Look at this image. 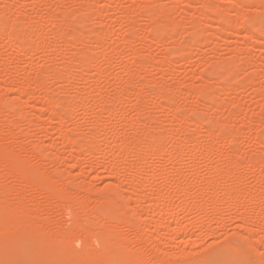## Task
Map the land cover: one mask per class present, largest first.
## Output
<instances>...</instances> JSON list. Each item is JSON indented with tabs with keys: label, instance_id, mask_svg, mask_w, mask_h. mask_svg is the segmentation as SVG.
<instances>
[{
	"label": "rangeland",
	"instance_id": "obj_1",
	"mask_svg": "<svg viewBox=\"0 0 264 264\" xmlns=\"http://www.w3.org/2000/svg\"><path fill=\"white\" fill-rule=\"evenodd\" d=\"M84 1L85 0H0L1 139H3L2 136H5V134L8 133L5 136L8 141L4 137L5 141L0 140V146L4 148L2 145L5 143L6 149H8L7 152L10 151L13 154L15 153L14 156L17 155L28 162V169L34 170L35 168H38V171H40L39 169H42L44 173H48L49 177L51 175L52 178H50L56 183L57 188L65 187L64 189L66 193H69L68 195L71 196V198L74 197L72 198L73 200H79L78 203H74L75 207L73 206V208H75V210L82 201H84L81 203L83 207L80 205V209L78 208L79 211H89L90 206L92 208V206L95 205H99L100 207L98 206L97 208L96 206L95 208L100 210L104 207L103 203L105 202H99L102 204L100 205L98 202L96 204V201H102V199L104 201L105 198V201L113 199L115 203L119 204L116 205L113 203V210L118 216L120 213L122 215H130L134 227L140 232V235H142V256L144 255L145 260L148 262H152V257H155L153 254H156L158 257L155 258L162 261L169 260L173 263L189 264V257L185 256L184 258V256H180L181 251H187L188 248H183L184 245L182 244V239L180 236L177 238L175 236L179 229L178 226L189 224L187 230L191 231H187L185 239H191V242L189 241L192 243V246L190 247L191 249L194 245V241L195 244H197V247L194 245L195 248H193V250H190L189 248L188 252H193L192 254H194V257H201L200 261L211 260L213 256L225 252L232 256L242 254V264L264 263V248L262 243H260V238L264 236L262 234V230L264 229V36L258 31L260 26L264 27V0H236V2L235 0H200V2L199 0H92L91 2L89 0L88 7H86L87 0L85 1V5L83 4ZM201 2L203 3L202 6L200 5ZM91 4L92 6H90ZM206 4L211 6L213 10L205 7ZM89 7L92 9H89ZM34 9L36 11H34ZM167 12L169 14H167ZM153 14H155L154 16H156V18ZM162 14L164 16L166 15L165 17H169L165 18ZM219 14L223 15L225 22L232 24L235 22L234 24H239L238 30L240 27L242 28L238 33L234 32L230 33V35L224 34L223 29L226 25L224 22L218 20L220 19ZM228 14L230 15L228 16ZM151 16L156 20H153ZM160 16L161 18L164 17L165 20L163 18L161 19ZM204 17H206V19H204ZM158 19H161V21ZM167 19L170 22H168ZM32 21L35 23L34 25ZM156 21L157 23L159 22L158 24L160 26H158ZM38 22L41 23L39 24ZM152 24L155 26H152ZM202 24L204 26H201ZM66 25L68 27H66ZM170 25H173V27ZM4 28L7 29L5 30ZM63 33L65 34L63 35ZM22 34H24L23 37L27 36V38L24 37V40H18L19 35L22 36ZM249 35L251 36L250 39ZM256 42H260V44L257 45ZM20 50L21 53L22 51L25 52L23 58L20 55L22 61L20 58V60L18 59L19 55L18 57L16 55L20 53ZM81 60L84 62H80ZM72 64L75 67H73ZM83 68H85V70ZM227 70L229 71L228 73ZM56 71L63 73V78L65 77V80L63 78L60 80V78L56 76ZM231 71L233 72L230 73ZM35 81H37V83ZM40 83L42 85H40ZM206 83H209L210 86L208 84L207 86ZM219 84L221 86H219ZM21 87L22 89L29 88V95L23 94ZM29 90H31V92H29ZM77 92L79 95H77ZM163 96H166L167 98ZM24 102L25 104L23 105ZM72 104H75L76 106H73ZM159 105L166 106L159 108ZM209 105L210 107H208ZM118 106L120 109H118ZM110 107L113 109H109ZM49 109L51 111H48ZM67 110L69 112L68 114ZM103 110L104 112H102ZM52 111H55L61 119H54L52 122L50 121L52 123H50V125L48 121L49 118L51 120L52 117H48V114L51 115ZM16 113L19 114L16 115ZM173 115L176 117L174 118ZM10 117H12V119H10ZM170 117L174 118V120L169 119ZM5 118L6 120H4ZM7 119L10 120V123L8 124ZM12 120L14 125H11ZM98 122H100V126L98 125ZM183 122L187 123L185 124ZM171 127H173L171 130L174 132L170 130ZM39 129L42 131L40 132ZM164 129H166V131ZM44 130L46 133L43 132ZM207 131L209 132V136ZM90 132L95 133L91 134ZM62 133L68 134L72 138L71 140L74 142V146L80 151L76 154L78 156H74L75 158L72 157L75 155L74 153H71L72 148L70 150L69 147L64 148L65 144L61 143L62 139H60V136L64 135ZM146 133L147 135L152 133H158V135L161 134L159 135L160 141L157 140V142H151L153 147L151 144L150 148L145 150L143 147L145 146V143L142 142L147 140V138H145ZM10 134L11 136L14 134L13 137L15 138L13 139L15 141L10 139L12 143H10L8 138ZM129 136L130 138H128ZM122 137L129 143L126 142V147H128V151L129 149H132L130 150L131 154L133 150L135 153L138 151L137 148L133 147L136 145L135 147H140L145 150V153L144 150L142 151L143 153H141L140 148V151H138L145 157L143 156L144 158L139 159L142 157L140 156L137 157V160L136 158L134 160L135 156L133 157L130 155L129 160L130 158L131 160L128 164L130 167H128V171L126 170L124 172L128 173L132 168L133 170L131 169L130 171L131 174H125L122 171L117 172L118 174H110V172L108 173L106 171L107 168L110 171V168L113 169L115 166L117 170L120 168V164H122L120 162L124 158L123 156L122 158L120 157V161L119 157L118 159L117 157L113 160L112 158L109 159V157L113 155L110 151L115 149L118 152V148L121 146L119 140L122 139ZM131 138H133V143L131 142ZM164 139L166 141H164ZM174 139L175 142H173ZM187 140L192 142L189 141L190 143H188ZM120 142L122 141L120 140ZM138 142H141L142 144L140 143L137 146ZM145 142L147 143V141ZM162 142L163 146L161 145V148H163V152H158V155H154L156 154L154 151H156L157 148L159 149L157 146L159 143L162 144ZM1 143L3 144L1 145ZM116 144H119V147H117ZM132 144L133 146H131ZM195 144L199 148L196 147ZM85 146L88 148H86V151H88L87 154L86 152L84 153L85 149H82L85 148ZM90 149L91 152H89ZM32 150L34 153H32ZM35 151L36 153L37 151L43 153V156L41 155V157H39V154L32 156V154H35ZM180 153L182 154L179 156L178 154ZM103 154L104 157L106 156L105 158H103ZM186 154L189 155L187 156ZM69 155L74 160L79 157L77 160L78 162L80 160L82 165L77 162L75 165L71 162L72 160ZM108 155H110L108 157L110 163L106 164L109 162L106 160ZM182 155H184V158H182ZM202 156L204 158H201ZM68 158L71 160V163L68 162ZM170 159L178 160H174L173 162L171 160L168 163V160ZM234 160L237 164H235ZM103 161H106V163ZM136 161L140 165L137 164V166ZM111 162L115 163V165ZM194 162H196L197 165L195 164V167H190ZM72 163L74 164L73 166H71ZM99 164H103V166ZM107 165H110V167ZM135 165L137 167L142 166L140 168L143 169L139 168L137 173L142 171L143 173L145 172V174L143 175V173H139V176V174L136 175V173L135 176H132L137 169ZM233 165H235V167ZM98 166L102 167L98 168ZM231 166L233 167V172L227 175L228 170L226 169H232ZM155 167L159 173L161 170L164 173V169L165 173L166 171L168 172V169L171 172L173 170H177L178 172L180 169V174L182 171L184 174L182 173L183 175H180L181 177L178 175L177 178H175L176 172H173L172 175L174 174L175 176H172L170 171L165 174L167 176L163 175V173H160L161 175H159V173L151 175L150 171H154ZM192 168L194 170L196 169V172ZM213 168L217 171H213ZM102 169L105 170L103 171ZM146 169L149 170V172ZM4 173L8 175L7 171ZM5 174H0V184H2L0 187L5 186L3 188L10 189L11 186L16 184L14 182L15 180ZM108 174H110L112 178ZM129 175L130 177H128ZM131 176L132 178L135 177V182L130 181L132 180ZM67 178L70 179L68 180ZM125 178L126 180L127 178L130 180L125 181ZM15 179L17 182V178ZM8 180L11 181L8 182ZM139 181L143 182L142 185H138ZM187 181L188 184L186 183ZM126 182L127 185H125ZM128 182L132 183L131 186L134 184L135 188L138 186L135 190V193H138L134 195L138 196V194H140L139 196H142L144 200H146L144 201L143 198L140 197V199H142L141 202L144 201L140 204L142 208L144 207L143 209H145L144 211L141 208L139 209L140 211L142 210L141 214L139 213V210H134L138 207L136 200L134 201L135 203L131 202L130 204H127L125 197L127 196V191H129ZM189 182L192 184V187ZM209 182H211L213 186L215 185L213 189L210 188L211 186H209ZM114 184L117 185L118 188H115ZM234 184H239L236 186V189L239 191L237 194H234L233 192V190L235 191V188L233 187ZM9 185L11 186L8 187ZM183 185L187 186H185L187 189H184V192L182 191V187H184ZM176 186L179 188L177 189ZM201 186L206 188L209 186V188L206 189L203 187L202 191V188H200ZM172 188H174L176 192H171V190L174 191ZM232 188L234 189L232 190ZM249 188L253 190V193L247 199V195L245 197V192ZM224 189L230 190L225 191ZM157 190L160 191L157 193ZM179 190L182 193H180ZM237 190L235 192H238ZM224 191L228 193V197L229 194L231 195L234 202L237 200L236 204L233 203L231 197L228 198V201L225 199L227 198V195L224 194ZM26 193L27 195H32V198L26 196L25 198L28 200L25 199V201L23 200L21 202L13 201L14 195H12L11 199L13 200L11 201L14 202L13 206L16 208L12 205L11 206L15 210H17L18 207L19 209L22 208L21 210L35 209L37 214L39 213L42 218H44L43 213L45 211V216L48 214L50 217L49 222H53L51 218H56L58 220H54L56 221V224L53 222L54 225H57L59 219L61 223H65H62L64 226L61 224L64 228L69 225V223L65 221L67 220L65 212V209L67 208L64 207H66L67 203L65 204V202H58V200L47 199L50 204H46L47 200H45L46 198L43 196L33 193L31 190ZM223 194L226 197H224ZM36 196V200L39 202H31V199L33 200ZM136 196H133L135 197L134 199L137 198ZM210 196L215 197L211 198ZM155 198H159L158 200L161 202ZM214 198L217 200V202H215V204L217 203L216 206L212 204L213 200L211 201V199ZM217 198L220 202L224 201V203L218 202ZM93 199H95V201ZM155 201H158L155 204L156 206L161 207L162 205L161 210H163V212L167 211L171 214V216L169 213L168 216L167 214H164L162 217H164L163 219L167 218L164 221L168 220L166 222L168 229L170 228L169 225H171V228L168 230L169 233H172V231L174 232L175 229L177 230L174 232L175 234L173 233L174 236L170 234L172 236L169 235L168 237L167 235L168 238L173 237L174 239L176 238L175 240L179 239L177 242L178 244L174 241L175 245L173 243L170 245H173V247L167 246L164 238V240L160 238L163 241L158 238L160 241H158L159 243L157 242L158 239H153L151 241V239L148 238V230L152 229L153 226L149 228L147 224H145L146 212L151 207L150 204L155 203ZM226 201L227 203H225ZM85 202H87L86 205H83ZM17 203L21 205H18ZM36 204H41L43 206L38 205L39 207H37ZM61 204L65 206H61ZM134 204L137 206L135 207ZM151 205L155 206L153 204ZM85 206H88L89 210L87 208L85 209ZM81 207L84 209H81ZM146 207L148 208L147 210ZM118 208H120V210H118ZM157 208L155 209L157 210ZM49 209L51 210L50 212L52 216L50 215V212L46 213ZM93 209L94 207L91 210ZM156 212L158 213V210ZM157 213L153 216L156 219L159 218ZM239 213L240 215H238ZM241 214L242 217L247 214L248 216H251L252 221H256H253L254 224L252 221L249 224L246 215V221L242 223L237 219L238 217L240 218ZM122 215L120 216L123 217ZM236 215H238V217ZM47 217L48 216L45 218ZM255 217H257V219ZM234 219L240 223L235 222ZM58 224L60 225V223ZM242 224L244 227H242ZM244 224L247 225L245 226ZM113 225H118L117 227L114 226L115 229H120L118 232L122 229H126L127 231L133 230L132 228H125L124 225L120 223H114ZM237 225H239V227L241 226L240 230ZM58 226H54L56 230H64L62 226H60V228ZM176 226L178 228H176ZM49 227H52V229ZM49 227L46 231H48V229L50 232L55 231L51 224ZM243 228H245V230ZM72 229H70V231ZM247 229L249 231H247ZM65 230L64 232L69 231ZM126 230L122 231V234H124L123 232H127ZM130 231L126 234L128 239L125 235L124 236L127 240H131L130 244L133 245L135 244V240L133 241L135 238V231ZM250 233L252 235L254 234L253 236L255 240L258 237V242H256L257 240L255 241L252 236L253 239L251 237V239L248 238ZM31 235L32 233L29 232H8L1 230L0 240L4 242V247L10 254H16L18 253L17 247L22 242V245L26 244L29 245V247L34 246L36 240L31 241L26 239ZM248 239L252 242L254 240L255 242L251 244L250 241L249 244ZM262 240H264V238ZM73 241L74 240H72V242ZM153 241H156L157 243ZM72 242L71 240L69 241L70 246L73 245V250L78 253L80 243L73 242L72 244ZM95 243L96 242H90L88 245L94 247ZM128 243L127 245H129ZM132 245H129L127 248L129 249L130 247L134 249V247L138 246L137 244H135L136 246ZM29 253L30 256L28 255V257H25L24 255H18L15 260L7 258L5 264H20V262L21 264H38L36 259L37 253L31 248ZM199 258H197V260ZM258 259L261 261L260 263H258ZM59 261L60 259L57 260V264H61Z\"/></svg>",
	"mask_w": 264,
	"mask_h": 264
},
{
	"label": "bare ground",
	"instance_id": "obj_2",
	"mask_svg": "<svg viewBox=\"0 0 264 264\" xmlns=\"http://www.w3.org/2000/svg\"><path fill=\"white\" fill-rule=\"evenodd\" d=\"M86 1V0H85ZM84 1V5H85V3H86V7H88L89 6V0H87L86 2ZM92 0H90V2H91ZM167 1H171V0H167ZM187 1V0H186ZM209 1V0H208ZM223 1V0H222ZM96 2V1H95ZM199 2H200V0H199ZM211 2V1H210ZM235 2H236V0H235ZM252 2V1H251ZM93 3V2H92ZM225 3V2H224ZM241 3V2H240ZM200 4V3H199ZM226 4V3H225ZM229 4V3H228ZM150 5V4H149ZM201 6L203 5V3L201 2V4H200ZM90 6H92V4L90 5ZM95 7V6H94ZM205 7H207L208 9H212V7L211 6H208L207 4L205 5ZM222 8H224V7H222ZM221 8V9H222ZM247 8V7H246ZM249 8H250V6H249ZM36 9V8H35ZM34 9V11H36ZM89 9H92L91 7H89ZM235 9V8H234ZM240 9V8H239ZM97 10V9H96ZM213 10V9H212ZM230 10V9H229ZM82 11V10H81ZM80 11V12H81ZM93 11V10H92ZM99 11V10H98ZM225 11V10H224ZM233 12V11H232ZM242 12H244V11H242ZM152 13H154V12H152ZM227 13H228V11H227ZM80 14V13H79ZM86 14V13H85ZM167 14H169L168 12H167ZM205 14V13H204ZM236 14V13H235ZM239 14V13H238ZM152 15V14H151ZM155 14H153V16H154ZM159 15H161V14H159ZM163 15V14H162ZM208 15V14H207ZM230 14H228V16H229ZM259 15V14H258ZM164 16V15H163ZM166 16V15H165ZM164 16V17H165ZM168 16V15H167ZM171 16V15H170ZM240 16V15H239ZM239 16H237V17H239ZM249 16V15H248ZM257 16V15H256ZM128 17V16H127ZM155 18H156V16H154ZM154 17H152L151 16V18L153 19ZM164 17H162L163 19H164ZM169 17V16H168ZM168 17H165V18H168ZM258 17V16H257ZM259 17H260V15H259ZM130 18V17H129ZM128 18V19H129ZM158 18H159V16H158ZM160 18H161V16H160ZM161 18V19H162ZM219 18L220 19H218L220 22H224L225 23V27L224 26H222V27H224V29H223V31H224V34H229L230 35V33H238V31L242 28V27H240V29L238 30V26H239V24H234L235 22H233V24L232 23H227V22H225V18L223 17V15L222 14H219ZM235 18H236V16H235ZM39 19V18H38ZM131 19V18H130ZM161 19H158V20H160L161 21ZM204 19H206V17H204ZM208 19V18H207ZM255 19H256V17H255ZM153 20H156V19H153ZM157 20V21H158ZM165 20V19H164ZM209 20V19H208ZM211 20V19H210ZM235 20V19H234ZM251 20V19H250ZM257 20V19H256ZM263 20V19H262ZM20 21H21V19H20ZM39 21H40V19H39ZM80 21V20H79ZM134 21V20H133ZM157 21H156V23H157ZM167 21H168V19H167ZM205 21V20H204ZM203 21V22H204ZM246 21V20H245ZM249 21V20H248ZM252 21V20H251ZM28 22V21H27ZM33 22V21H32ZM164 22H166V21H164ZM168 22H170V21H168ZM216 22V21H215ZM39 24L41 23V22H38ZM79 23V22H78ZM155 23V22H154ZM155 23V24H156ZM159 23V22H158ZM157 23V24H158ZM211 23H212V21H211ZM217 23V22H216ZM227 23V24H226ZM258 23V22H257ZM16 24V23H15ZM32 24V23H31ZM35 23L33 22V25H34ZM82 24V23H81ZM80 24V25H81ZM156 24V25H157ZM177 24H178V22H177ZM259 24V23H258ZM263 24V23H262ZM12 25V24H11ZM19 25V24H18ZM56 25V24H55ZM154 24H152V26H153ZM174 25V24H173ZM173 25H170V26H172L173 27ZM206 25H207V23H206ZM219 25V24H218ZM236 25H237V27H236ZM23 26V25H22ZM22 26H21V28H22ZM38 26V25H37ZM73 26V25H72ZM155 26V25H154ZM158 26H160L159 24H158ZM196 26H198V25H196ZM195 26V27H196ZM201 26H204L203 24L201 25ZM240 26H242V25H240ZM7 27V26H6ZM12 27V26H11ZM26 27V26H25ZM60 27V26H59ZM65 27V26H64ZM66 27H68L67 25H66ZM70 27V26H69ZM218 27H220V26H218ZM217 27V28H218ZM20 28V27H19ZM167 28V27H166ZM221 28V27H220ZM1 29V28H0ZM5 30L7 29V28H4ZM191 29H193V28H191ZM211 29H212V27H211ZM219 29V28H218ZM222 29V28H221ZM254 29V28H253ZM52 30V29H51ZM65 30V29H64ZM189 30V29H188ZM200 30V29H199ZM243 30V29H242ZM14 31V30H13ZM170 31V30H169ZM246 31V30H245ZM258 31L264 36V27H259V29H258ZM59 32H61V31H59ZM58 32V33H59ZM100 32V31H99ZM198 32V31H197ZM8 33V32H7ZM55 33V32H54ZM102 33V32H101ZM18 34V33H17ZM20 34V33H19ZM65 33H63V35H64ZM97 34V33H96ZM128 34V33H127ZM185 34V33H184ZM213 34V33H212ZM4 35H5V33H4ZM23 35L24 34H22V36H20L19 35V38H18V40L20 39V40H24L25 38L24 37H26L27 38V36H24L23 37ZM30 35V34H29ZM58 35V34H57ZM59 35H60V33H59ZM93 35V34H92ZM100 35V34H99ZM9 36V35H8ZM12 36V35H11ZM98 36V35H97ZM159 36H160V34H159ZM250 36V35H249ZM10 37V36H9ZM13 37V36H12ZM188 37V36H187ZM224 37H225V35H224ZM38 38H39V36H38ZM197 38V37H196ZM251 38V36L249 37V39ZM253 38V37H252ZM41 39V38H40ZM62 39V38H61ZM77 39V38H76ZM101 39V38H100ZM9 40H10V38H9ZM11 40H13V39H11ZM91 40V39H90ZM252 40V39H251ZM7 41H8V39H7ZM35 41V40H34ZM41 41V40H40ZM97 41V40H96ZM126 41V40H125ZM146 41V40H145ZM257 43V42H256ZM15 44H16V42H15ZM189 44V43H188ZM258 44H260V42L259 43H257V45ZM20 46V45H19ZM18 46V47H19ZM182 46V45H181ZM184 46V45H183ZM191 46V45H190ZM190 46H189V48H190ZM182 48V47H181ZM185 48H186V46H185ZM20 49H22V48H20ZM183 49V48H182ZM17 50V49H16ZM264 51V50H263ZM18 52V51H17ZM17 52H15V53H17ZM178 52H180V51H178ZM247 52V51H246ZM251 52V51H250ZM249 52V53H250ZM19 53V52H18ZM24 53L25 52H23L22 51V53H21V50H20V53L19 54H16L17 55V57H18V55H19V57H18V59L20 58V55H21V57L23 58V56H24ZM85 53V52H84ZM174 53V52H173ZM182 53V52H181ZM83 55V54H82ZM87 55V54H86ZM136 55V54H135ZM90 56V55H89ZM245 56V55H244ZM250 56V55H249ZM248 56V57H249ZM92 57V56H91ZM22 58H20L21 59V61H22ZM25 58V57H24ZM19 59V60H20ZM81 59V58H80ZM91 59V58H90ZM248 59V58H247ZM77 61V60H76ZM83 60H81L80 62H82ZM244 61V60H243ZM84 62V61H83ZM4 63V62H3ZM77 63V62H76ZM79 63V62H78ZM87 63H88V61H87ZM93 63V62H92ZM95 63V62H94ZM239 63V62H238ZM69 64V63H68ZM83 64V63H82ZM96 64V63H95ZM110 64V63H109ZM236 64H237V62H236ZM65 65V64H64ZM94 65V64H93ZM228 65H229V63H228ZM241 65V64H240ZM67 66V65H66ZM72 66L73 67H75L73 64H72ZM72 66H71V69H72ZM77 66V65H76ZM78 66H80V65H78ZM221 66V65H220ZM95 67V66H94ZM108 67V66H107ZM225 67V66H224ZM227 67V66H226ZM240 67V66H239ZM86 68V67H85ZM85 68H83L84 70H85ZM106 68V67H105ZM70 69V68H69ZM87 69V68H86ZM219 69H221V68H219ZM243 69V68H242ZM79 70V69H78ZM109 70V69H108ZM213 70V69H212ZM225 70V69H224ZM223 70V71H224ZM232 70V69H231ZM237 70V69H236ZM101 71V70H100ZM106 71V70H105ZM222 71V70H221ZM226 71V70H225ZM57 72V71H56ZM229 71L227 70V73H228ZM233 71H231L230 73H232ZM101 73V72H100ZM107 73V72H106ZM230 73H229V75H230ZM238 73H241V72H238ZM80 74V73H79ZM226 74V73H225ZM131 75H133V74H131ZM213 75V74H212ZM50 76V75H49ZM58 78H60V80H62V78H63V73H61V72H57V75H56ZM235 76V75H234ZM48 77V76H47ZM53 77V76H52ZM221 77H223V76H221ZM65 78V77H64ZM63 78V79H64ZM67 78V77H66ZM77 78H78V76H77ZM31 79V78H30ZM45 79V78H44ZM73 79V78H72ZM71 79V80H72ZM227 79H229V78H227ZM231 79V78H230ZM56 80H57V78H56ZM65 80V79H64ZM76 80V79H75ZM81 80V79H80ZM209 80V79H208ZM201 81H203V80H201ZM29 82H30V80H29ZM33 82V81H32ZM36 83H37V81H35ZM204 82H205V80H204ZM223 82V81H222ZM39 84V83H38ZM209 85V83H206V85ZM28 85V84H27ZM37 85V84H36ZM40 85H42L41 83H40ZM207 85V86H208ZM210 86V85H209ZM219 86H221L220 84H219ZM29 87V86H28ZM35 87V86H34ZM203 87V86H202ZM201 87V88H202ZM39 88H40V86H39ZM38 88V89H39ZM48 88V87H47ZM231 88V87H230ZM21 89H22V87H21ZM28 89L29 88H23L22 89V93L23 94H26V95H29L28 94ZM32 89H34V88H32ZM31 89V90H32ZM79 89V88H78ZM83 89V88H82ZM159 89H161V88H159ZM205 89V88H204ZM215 89V88H214ZM217 89V88H216ZM233 89V88H232ZM31 90H29V92H31ZM65 90H67V89H65ZM158 90V89H157ZM193 90V89H192ZM200 90V89H199ZM35 91V90H34ZM81 91V90H80ZM80 91H78V92H80ZM194 91V90H193ZM192 91V92H193ZM32 92H33V90H32ZM42 92V91H41ZM77 92V93H78ZM189 92V91H188ZM196 92V91H195ZM200 92V91H199ZM210 92V91H209ZM221 92V91H220ZM232 92V91H231ZM63 93V92H62ZM65 93V92H64ZM66 93H67V91H66ZM123 93V92H122ZM190 93V92H189ZM233 93V92H232ZM69 94V93H68ZM172 94V93H171ZM5 95V94H4ZM26 95H24V96H26ZM77 95H79V93L77 94ZM165 95V94H164ZM205 95V94H204ZM203 95V96H204ZM210 95V94H209ZM43 96V95H42ZM162 96V95H161ZM175 96V95H174ZM212 96V95H211ZM27 97H30V96H27ZM71 97V96H70ZM78 97V96H77ZM163 97H165V98H167L166 96H163ZM171 97H172V95H171ZM176 97V96H175ZM1 98V97H0ZM79 98V97H78ZM201 98V97H200ZM4 99H5V97H4ZM169 99H171V98H169ZM203 99V98H202ZM3 100V99H2ZM15 100H16V98H15ZM47 100H48V98H47ZM46 100V101H47ZM60 100V99H59ZM71 100H73V99H71ZM107 100V99H106ZM143 100V99H142ZM141 100V101H142ZM172 100V99H171ZM17 101H18V99H17ZM44 101V100H43ZM42 101V102H43ZM50 101V100H49ZM61 101V100H60ZM68 101V100H67ZM174 101V100H173ZM206 101V100H205ZM25 102H27V101H25ZM25 102L23 103V105L25 104ZM41 102V103H42ZM45 102V101H44ZM43 102V103H44ZM70 102V101H69ZM212 102H214V101H212ZM55 103V102H54ZM59 103V102H58ZM63 103H64V99H63ZM72 103V102H71ZM76 103V102H75ZM140 103V102H139ZM144 103V102H143ZM238 103V102H237ZM45 104V103H44ZM57 104V103H56ZM61 104V103H60ZM98 104V103H97ZM101 104V103H100ZM107 104V103H106ZM212 104V103H211ZM16 105V104H15ZM19 105V104H18ZM51 105V104H50ZM73 106L75 105V104H72ZM71 105V106H72ZM76 106V105H75ZM85 106V105H84ZM96 106H100V105H96ZM116 106V105H115ZM157 106H158V104H157ZM164 106H166V105H164ZM164 106H161V105H159V108H162V107H164ZM203 106V105H202ZM239 106V105H238ZM1 107V106H0ZM19 107V106H18ZM46 107V106H45ZM44 107V108H45ZM68 107H70V106H68ZM82 107V106H81ZM119 107V106H118ZM169 107V106H168ZM205 107H207V106H205ZM208 107H210V105L208 106ZM207 107V108H208ZM12 108V107H11ZM10 108V109H11ZM14 108H16V107H14ZM63 108H64V106H63ZM72 108V107H71ZM79 108H80V106H79ZM104 108V107H103ZM156 108H158V107H156ZM206 108V109H207ZM212 108V107H211ZM219 108V107H218ZM222 108V107H221ZM66 109V108H65ZM68 109H70V108H68ZM109 109H113V108H109ZM118 109H120V107L118 108ZM166 109V108H165ZM171 109V108H170ZM196 109V108H195ZM202 109V108H201ZM18 110V109H17ZM21 110H23V109H21ZM82 110H83V108H82ZM86 110V109H85ZM108 110V109H107ZM192 110V109H191ZM221 110V109H220ZM1 111V110H0ZM19 111V110H18ZM18 111H15V112H18ZM47 111V110H46ZM48 111H51L50 109L48 110ZM69 111H71V110H69ZM84 111V110H83ZM106 111V110H105ZM109 111V110H108ZM115 111V110H114ZM156 111V110H155ZM199 111V110H198ZM218 111V110H217ZM3 112V111H2ZM1 112V113H2ZM14 112V113H15ZM21 112V111H20ZM26 112V111H25ZM102 112H104V110L102 111ZM30 113H31V111H30ZM48 113H50V112H48ZM69 112H68V110H67V114H68ZM98 113V112H97ZM101 113V112H100ZM112 113V112H111ZM115 113V112H114ZM263 113H264V111H263ZM17 114H19V113H16V115ZM70 114H71V112H70ZM82 114H84V113H82ZM174 114V113H173ZM195 114V113H194ZM1 115V114H0ZM6 115V114H5ZM15 115V114H14ZM13 115V116H14ZM32 115V114H31ZM49 116L48 117H52L51 118V120H50V118H49V124L55 119V120H58V119H61L60 118V116L55 112V111H52L51 112V115L50 114H48ZM174 115H176V114H174ZM173 115V116H174ZM6 116H8V115H6ZM5 116V117H6ZM19 116V115H18ZM26 116V115H25ZM43 116V115H42ZM98 116V115H97ZM113 116V115H112ZM153 116V115H152ZM172 116V117H173ZM16 117V116H15ZM22 117V116H21ZM47 117V118H48ZM176 116H174V118H175ZM188 117V116H187ZM23 118V117H22ZM103 118V117H102ZM108 118V117H107ZM136 118V117H135ZM174 118H169V119H173L174 120ZM10 119H12V117H10ZM32 119V118H31ZM31 119H30V122H31ZM70 119H71V117H70ZM69 119V120H70ZM96 119V118H95ZM126 119V118H125ZM137 119V118H136ZM153 119V118H152ZM179 119H180V117H179ZM188 119V118H187ZM216 119V118H215ZM4 120H6V118L4 119ZM8 120V119H7ZM15 120V119H14ZM66 120V119H65ZM68 120V121H69ZM97 120V119H96ZM100 120V119H99ZM173 120H172V122H173ZM185 120V119H184ZM51 121V122H50ZM61 121H63V120H61ZM104 121V120H103ZM139 121V120H138ZM140 121H142V120H140ZM191 121H193V120H191ZM190 121V122H191ZM217 121V120H216ZM219 121V120H218ZM222 121V120H221ZM6 122V121H5ZM15 122V121H14ZM47 122V123H48ZM71 122V121H70ZM167 122V121H166ZM4 123V122H3ZM8 123H10V120H8L7 121V124ZM54 123H55V121H54ZM99 123L100 122H98V125H99ZM183 123H187V122H183ZM217 123V122H216ZM222 123V122H221ZM245 123V122H244ZM14 125V123H13V120H12V122H11V125ZM27 124H28V122H27ZM26 124V125H27ZM48 124V125H49ZM52 124V123H51ZM50 124V125H51ZM75 124V123H74ZM97 124V123H96ZM215 124V123H214ZM218 124V123H217ZM216 124V125H217ZM17 125V124H16ZM43 125H44V123H43ZM49 125V126H50ZM71 125V124H70ZM170 125V124H169ZM188 125V124H187ZM193 125V124H192ZM89 126V125H88ZM97 126V125H96ZM100 126V125H99ZM114 126V125H113ZM159 126V125H158ZM162 126H163V124H162ZM162 126H161V128H162ZM172 126V125H171ZM222 126V125H221ZM35 127V126H34ZM53 127V126H52ZM104 127V126H103ZM200 127V126H199ZM13 128V127H12ZM15 128V127H14ZM18 128V127H17ZM40 128V127H39ZM102 128V127H101ZM150 128V127H149ZM153 128V127H152ZM173 127H171L170 128V130L172 129ZM202 128V127H201ZM213 128V127H212ZM37 129V128H36ZM42 129V128H41ZM77 129V128H76ZM100 129V128H99ZM167 129V128H166ZM166 129H164L165 131H166ZM40 130V129H39ZM69 130V129H68ZM105 130V129H104ZM169 130V129H168ZM167 130V131H168ZM175 130V129H174ZM178 130V129H177ZM207 130V129H206ZM206 130H204V131H206ZM42 130H40V132H41ZM97 131V130H96ZM98 131H100V130H98ZM103 131V130H102ZM108 131V130H107ZM110 131V130H109ZM146 131V130H145ZM160 131V130H159ZM172 132H174L173 130H171ZM195 131V130H194ZM13 132V131H12ZM43 132H45V130L43 131ZM136 132V131H135ZM169 132V131H168ZM208 132V131H207ZM46 133V132H45ZM49 133V132H48ZM64 133H65V131H64ZM64 133H62V134H64ZM91 133V132H90ZM92 133H95V132H92ZM91 133V134H92ZM106 133V132H105ZM124 133V132H123ZM122 133V134H123ZM132 133V132H131ZM171 133V132H170ZM1 134V133H0ZM8 134V133H7ZM7 134H5V136L7 135ZM78 134V133H77ZM126 134V133H125ZM135 134V133H134ZM161 134V133H160ZM159 134V135H160ZM166 134H167V132H166ZM172 134V133H171ZM178 134V133H177ZM2 135V134H1ZM81 135H83V134H81ZM95 135V134H94ZM159 135H158V133H152V134H148L147 135V133H146V137L145 138H147V140H145V141H147V143L144 141V142H142V143H145V146L146 145H148L147 147H145V146H143L144 147V149L146 150L147 148L149 149L150 148V146H151V144L153 143V142H157V140L158 141H160L159 140ZM222 135V134H221ZM5 136H2L3 137V139H1V136H0V140L1 141H5ZM10 136V137H9ZM8 136V138H9V141H10V143H12L11 142V140L10 139H15L13 136H14V134H13V136H11V134ZM50 136V135H49ZM80 136V135H79ZM79 136H76V137H79ZM84 136H85V134H84ZM110 136V135H109ZM138 136V135H137ZM147 136H149V137H147ZM163 136V135H162ZM208 136H209V132H208ZM213 136V135H212ZM225 136V135H224ZM228 136V135H227ZM261 136V135H260ZM5 137V138H4ZM62 137V138H61ZM87 137V136H86ZM139 137V136H138ZM175 137V136H174ZM222 137V136H221ZM42 138L44 139V137L42 136ZM58 138V137H57ZM84 138V137H83ZM93 138V137H92ZM102 138V137H101ZM101 138H99V139H101ZM121 138V137H120ZM125 138H126V136H125ZM128 138H130V136L128 137ZM141 138V137H140ZM164 138V137H163ZM170 138V137H169ZM173 138V137H172ZM178 138V137H177ZM184 138V137H183ZM196 138V137H195ZM211 138V137H210ZM46 139V138H45ZM53 139V138H52ZM60 139H62V141H61V143H63V144H65V146H64V148H68L69 147V150L71 149V153H74L75 155H73L72 157H74V156H78V155H76L77 154V152H80V151H78L77 149L78 148H76L75 146H74V142L71 140L72 138L68 135V134H64V135H61L60 136ZM97 139V138H96ZM133 138H131V140H132ZM142 139V138H141ZM166 139H167V137H166ZM171 139V138H170ZM176 139V138H175ZM175 139L173 140V142H175ZM188 139V138H187ZM197 139V138H196ZM220 139H222V138H220ZM6 140H7V138H6ZM57 140V139H56ZM88 140V139H87ZM86 140V141H87ZM105 140V139H104ZM112 140V139H111ZM122 142H124L125 141V139L122 137V139H120ZM120 140H119V144L121 145L120 147H119V144L117 145V147H119L118 148V152L115 150V149H113L112 151H110V150H108V151H110L111 153H113V155L112 156H110L111 155V153H110V155H108L107 156V159L106 160H108L107 162L108 163H106V161L104 162V163H106V164H109L110 163V158H112V160L115 158V157H117V159H118V157H119V161L121 160V158H122V156L124 157L123 159H122V161L120 162V163H122V164H120L121 166H120V168H118L117 170H116V168H115V166H114V168L113 169H111L110 168V171H109V169L107 168V172L109 173L110 172V174H118L117 172H120V171H122L123 173H125L124 171H126L127 169H128V167H130V165L128 166V164H129V161L131 160V158H130V160H129V157H130V155H132L133 157H134V160H135V158H136V160H137V157H140V156H142V157H140L139 159H142V158H144L145 156L143 155V154H141V153H143L142 151L144 150L143 148L141 149L140 147H135V146H133V144L131 145V146H133L134 148H137L138 149V151H140V149H141V153L140 152H138V151H136V153H135V151L133 150L132 151V154H131V152H130V150H132V149H129V151H128V147H126V145H127V141H125L123 144H121L122 142H120ZM129 140V139H128ZM130 140V141H131ZM210 140H212V139H210ZM227 140H228V138H227ZM8 141V140H7ZM13 141H15V140H13ZM97 141V140H96ZM164 141H166L165 139H164ZM188 141V140H187ZM190 141V140H189ZM188 141V143H190V142H192V141H190L189 142ZM197 141V140H196ZM199 141V140H198ZM208 141V140H207ZM215 141H217V140H215ZM234 141V140H233ZM83 142V141H82ZM127 142V143H126ZM132 143H133V140L131 141ZM135 142V141H134ZM141 142H138L137 143V146H138V144H140ZM148 142H150V143H148ZM152 142V143H151ZM172 142V141H171ZM179 142V141H178ZM200 142V141H199ZM55 143H58V142H55ZM109 143H110V141H109ZM141 143V144H142ZM169 143V142H168ZM177 143V142H176ZM196 143V142H195ZM202 143V142H201ZM207 143V142H206ZM3 143H1V145H2ZM81 144V143H80ZM79 144V145H80ZM129 144V143H128ZM158 144V143H157ZM165 144V143H164ZM167 144V143H166ZM84 145V144H83ZM87 145H89V144H87ZM163 146V142H162V144H160L159 143V145L157 146V147H159V149L157 148L156 149V151H154L156 154H154V155H158L157 153L158 152H163L162 150H163V148H161L162 146ZM171 145V144H170ZM185 145H186V142H185ZM184 145V146H185ZM192 145H193V143H192ZM196 145V144H195ZM4 148H2L1 146H0V172L1 173H3V175L5 174L4 172L5 171H7V174L8 175H6V176H9L10 178L12 177L15 181V183L16 184H14L13 186H16V187H13V186H11V185H9L8 187H10L11 186V188L9 189V188H3V187H5V186H1L0 187V228H1V230H4V231H8V232H29V233H32V235L29 237V238H26L27 240H36V242H35V244H34V246L33 247H29V245H26V244H23L22 245V243H20L19 245H18V247H17V250H18V253H16V254H10L8 251H7V249L4 247L5 246V244H4V242L2 241V240H0V264H5V262H6V259L7 258H12V259H16L17 257H18V255H24L25 257L27 256L28 257V255L30 254L29 253V250H30V248L31 249H33V251H35V253H37L36 255H37V263L38 264H57L58 262H57V260H59L60 259V263L61 264H179V263H173V262H170L169 260H167V261H162V260H160V259H158V258H155V257H158V256H156V254H153V256H155V257H152V262H148V261H146L145 260V258H144V255L142 256V254H143V249H142V247H143V243H142V235H140V232H138V230L134 227V225H133V223H132V220H131V216L130 215H122L121 213L119 214V216L120 215H122L123 217H119L118 216V214L113 210V203H115V201L113 200V199H108V200H106L105 201V199H104V201H103V199H102V201H96L95 203L97 204V202H98V204H100L101 202L103 203V202H105V203H103L104 204V207L102 208V209H97L98 208V206L97 205H95V206H92V208L94 207V211L93 210H91L92 208H91V206H90V210L88 209V206H89V204H88V206L86 207H84L85 209L87 208L89 211H79V209H80V205L82 206V202H84V201H82L81 203H80V205L78 206V211H77V209L75 210V208H73V206L75 207V205H74V203L76 204V203H78L79 202V200H77V199H75V200H73L72 198H74V197H72L71 198V196H69L67 193H66V191H65V187L64 188H57V186H56V183L53 181V179H51L52 178V176L50 175V177H49V175H48V173L46 172V173H44V171H42V169H39L40 171H38V168H35L34 170L33 169H28L27 168V164H28V162H26L23 158H21V157H19V156H14L15 155V153L13 154L12 152H7V150L8 149H6V146H5V143H4V145H2ZM81 146V145H80ZM139 146H141V145H139ZM155 146V145H154ZM179 146V145H178ZM191 146V145H190ZM74 147H75V149H74ZM130 147V146H129ZM132 147V148H133ZM152 147H153V144H152ZM195 147V146H194ZM196 147H198L197 145H196ZM202 147H203V145H202ZM38 148V147H37ZM86 146H85V148H82L83 150L85 149V151H84V153L86 152V154L88 153V151H86ZM133 148V149H134ZM140 148V149H139ZM166 148H168V147H166ZM175 148V147H174ZM199 148V147H198ZM88 149V148H87ZM112 149V148H111ZM136 149V150H137ZM154 149V148H153ZM171 149V148H170ZM189 149V148H188ZM192 149V148H191ZM194 149V148H193ZM196 149V148H195ZM208 149V148H207ZM79 150H80V148H79ZM145 150H144V153H145ZM197 150V149H196ZM116 151V152H115ZM152 151V150H151ZM168 151V150H167ZM173 151V150H172ZM178 151H179V149H178ZM191 151H193V150H191ZM195 151V150H194ZM43 152H45V151H43ZM66 152V151H65ZM83 152V151H82ZM89 152H91V149L89 150ZM128 152H130V153H128ZM149 152V151H148ZM187 152V151H186ZM197 152V151H196ZM32 153H34L33 152V150H32ZM61 153V152H60ZM59 153V154H60ZM109 153V152H108ZM107 153V154H108ZM160 153H159V157H160ZM167 153V152H166ZM185 153V152H184ZM189 153V152H188ZM201 153V152H200ZM36 154H39V157H41V155L43 156V153H41V152H39V151H37V153H36V151H35V154H32V156L33 155H36ZM79 154V153H78ZM107 154H105V155H107ZM116 154V155H115ZM149 154V153H148ZM153 154V153H152ZM182 153H180V154H178L179 156L181 155ZM193 154V153H192ZM203 154V153H202ZM56 155V154H55ZM71 155V154H70ZM69 155V156H70ZM121 155V156H120ZM162 155V154H161ZM187 155V154H186ZM189 155V154H188ZM187 155V156H188ZM194 155V154H193ZM192 155V156H193ZM197 155V154H196ZM195 155V156H196ZM199 155V154H198ZM234 155V154H233ZM59 156V155H58ZM89 156V155H88ZM110 156V157H109ZM144 156V157H143ZM147 156V155H146ZM184 155H182V158H184L183 157ZM191 156V157H192ZM35 157V156H34ZM71 156H70V159L72 160H69V158H68V162H73L74 164L77 162L78 164H81L82 165V163H80L81 161L79 160V162H78V158L77 159H73ZM93 157V156H92ZM106 157V156H105ZM104 157V154H103V158H105ZM108 157H109V159H108ZM121 157V158H120ZM133 157H132V159H133ZM158 157V156H157ZM158 157V158H159ZM177 157V156H176ZM198 157V156H197ZM56 158V157H55ZM75 158V157H74ZM90 158V157H89ZM178 158V157H177ZM193 158V157H192ZM196 158V157H195ZM194 158V159H195ZM200 158V157H199ZM201 158H204L203 156L201 157ZM23 159V160H22ZM41 159V158H40ZM88 159V158H87ZM116 159V160H117ZM168 159V158H167ZM193 159V160H194ZM244 159V158H243ZM27 160V159H26ZM75 162H74V161ZM111 160V161H112ZM172 160V162L174 161V160H176V159H170V160H168V163H169V161H171ZM178 160V159H177ZM176 160V161H177ZM181 160H183V159H181ZM248 160V159H247ZM141 161V160H140ZM146 161V160H145ZM198 161H199V159H198ZM70 162V163H71ZM101 162V161H100ZM132 162V161H131ZM134 162V161H133ZM137 162V161H136ZM157 162V161H156ZM179 162V161H178ZM234 162H235V164H237L236 163V161L234 160ZM233 162V163H234ZM30 163V162H29ZM67 163V162H66ZM71 164V166H73L74 164ZM112 163V162H111ZM141 163V162H140ZM200 163V162H199ZM198 163V164H199ZM232 163V162H231ZM239 163V162H238ZM250 163V162H249ZM69 164V163H68ZM78 164H77V166H78ZM112 164H114L115 165V163H112ZM140 165L138 162L136 163V165ZM171 164V163H170ZM175 164H178V163H175ZM195 164L197 165V163L196 162H194L190 167H195ZM206 164V163H205ZM204 164V165H205ZM222 164V163H221ZM76 165V164H75ZM81 165H79V166H81ZM91 165V164H90ZM99 165H102L103 166V164H99ZM135 165V167H137ZM186 165V164H185ZM207 165V164H206ZM209 165V164H208ZM228 165V164H227ZM230 165V164H229ZM34 166V165H33ZM36 166V165H35ZM39 166V165H38ZM102 166H98V168L100 167H102ZM108 166V165H107ZM107 166H105V167H107ZM119 166V165H118ZM152 166V165H151ZM159 166V165H158ZM172 166H174V165H172ZM221 166V165H220ZM234 167H235V165H233ZM252 166V165H251ZM97 167V166H96ZM108 167H110V165L108 166ZM111 167H113V166H111ZM140 167H142V166H139V167H137V169H136V172H135V170H134V174H132V176H135V174L137 173V171H138V169L140 168ZM149 167H150V165H149ZM170 167V166H169ZM168 167V168H169ZM188 167V166H187ZM213 167V166H212ZM232 167V166H231ZM257 167V166H256ZM84 168V167H83ZM97 168V169H98ZM104 168V167H103ZM167 168V167H166ZM206 168V167H205ZM211 168V167H210ZM210 168H209V170H210ZM227 168V167H226ZM229 168V167H228ZM90 169V168H89ZM115 169V170H114ZM130 169V168H129ZM132 169V168H131ZM131 169L129 170V172L127 173V174H131ZM140 169H142V168H140ZM149 169V168H148ZM152 169V168H151ZM150 169V170H151ZM153 169H154V167H153ZM171 169V168H170ZM178 169H179V167H178ZM191 169V168H190ZM193 169V168H192ZM199 169H200V167H199ZM224 169V168H223ZM64 170V169H63ZM84 170V169H83ZM103 170V169H102ZM105 170V169H104ZM103 170V171H104ZM133 170V169H132ZM143 170V169H142ZM147 170V169H146ZM155 170H156V167H155ZM150 171L151 173V175L153 174V175H156V174H158L159 173V171ZM161 170V169H160ZM180 170V169H179ZM179 170H178V172H177V170H173L172 172L168 169V172L170 171L171 173V175H172V173L174 172H176L175 173V178H177V176L179 175H183L184 173H183V171H182V173L180 174V172H181V170H180V172H179ZM194 170V169H193ZM214 170H216V169H214L213 168V171ZM220 170H221V168H220ZM226 170H228L227 172H228V174L227 175H229V173H232L233 172V167H232V169L230 168V169H226ZM234 170H236V169H234ZM3 171V172H2ZM103 171H99V172H103ZM128 171V170H127ZM140 171V170H139ZM148 172H149V170H147ZM195 172H196V169L194 170ZM203 171V170H202ZM217 171V170H216ZM215 171V172H216ZM222 171V170H221ZM224 172H226L225 170H223ZM106 172V173H107ZM153 172V173H152ZM167 171H166V173H168ZM261 172V171H260ZM0 173V174H1ZM81 173H83V172H81ZM122 173V174H123ZM125 173V174H126ZM139 173H143L142 171H140ZM139 173H137L136 175H138ZM161 174L163 173L162 172V170H161V172H160ZM159 173V175H161ZM165 173V169H164V173H163V175H165L166 174ZM236 173V172H235ZM241 173V172H240ZM100 174V173H99ZM110 174H108V175H110ZM145 174V172L143 173V175ZM147 174V173H146ZM192 174H193V172H192ZM201 174V173H200ZM213 174V173H212ZM219 174V173H218ZM142 175V174H141ZM158 175V176H159ZM162 175V176H163ZM169 175V174H168ZM172 175V176H173ZM226 175V174H225ZM74 176V175H73ZM120 176V175H119ZM132 176H131V179L132 180H130V179H128L127 178V180H126V178L124 179L125 181H128V180H130L131 182L133 181V182H135V177L134 178H132ZM139 176H140V174H139ZM165 176H167V175H165ZM164 176V177H165ZM214 176V175H213ZM234 176V175H233ZM110 177L112 178V176L110 175ZM128 177H130V175L128 176ZM181 177V176H180ZM6 178H8V177H6ZM15 178H17V182H16V179ZM98 178V177H97ZM68 180L70 179V178H67ZM71 179H73V178H71ZM195 179V178H194ZM239 179V178H238ZM63 180H64V178H63ZM11 180H8V182H10ZM13 181V180H12ZM56 181V180H55ZM74 181V180H73ZM59 182V181H58ZM70 182V181H69ZM68 182V183H69ZM142 183L143 182H141V181H139L138 182V185H142ZM187 184H188V181L186 182ZM192 183V182H191ZM237 183V182H236ZM238 183H239V180H238ZM5 184V183H4ZM7 184V183H6ZM10 184V183H9ZM131 184L132 183H129L128 182V189H129V191H127V196L125 197L126 198V200H127V204H130L131 202H133V203H135L134 201L136 200V204L138 205V209L137 208H135L134 210H139L140 208L141 209H143L142 208V206H141V204L140 203H142V202H144V201H146V200H144V198L142 197V196H139L140 194H138V196H136V195H134V194H137V193H135V190H136V188L138 187V186H136V188H135V186H134V184L131 186ZM137 184V183H136ZM135 184V185H136ZM185 184V183H184ZM189 184H190V182H189ZM209 184V186H211L210 188L211 189H213V187L215 186H213V184L211 183V182H209L208 183ZM211 184V185H210ZM0 185H2V184H0ZM125 185H127V182H126V184ZM193 185H195V184H193ZM237 185H239V184H237ZM236 184H234V188H235V191L237 190L236 188V186H237ZM83 186V185H82ZM81 186V187H82ZM114 186H115V188L117 187V185H115L114 184ZM184 187H182V191L184 190V189H187L186 187V185H183ZM186 186V187H185ZM190 186L192 187V184H190ZM209 186H207V188H209ZM7 187V186H6ZM13 187V188H12ZM113 187V186H112ZM120 187V186H119ZM140 187V186H139ZM162 187V186H161ZM177 187V189L179 188L178 186H176ZM189 187V186H188ZM203 187L204 186H201L200 188H202V191H203ZM239 187V186H238ZM111 188V187H110ZM118 188V187H117ZM121 188V187H120ZM124 188H126V187H124ZM123 188V189H124ZM204 188H206V187H204ZM206 188V189H207ZM234 188H232V190L234 189ZM83 189V188H82ZM164 189V188H163ZM174 191H172L171 190V192H176L175 191V189L174 188H172ZM29 190H31V191H33V193H37V194H39L40 196H43L44 198H46L45 200H50V199H54V200H58V202H65V204L67 203V205H66V207H64V208H67V209H65V212H66V216H67V220H65V219H61V220H65L66 222H68L69 223V225L67 226L68 228H70V229H72L71 231H70V229H68L67 227L66 228H64L63 226H64V222H62V223H64V224H62L61 223V221H60V219H59V222L58 223H60V225L57 223V225H54V224H56V221H54V220H57L56 218L55 219H53V218H51L52 219V221L54 222V224H53V222L51 223V222H49V215L47 214L46 216H48L47 218H45L46 216H45V211H44V213H43V216H44V218H42V217H40L41 215H39V213L37 214V212H36V210L34 209V210H21L22 208H20L19 209V207L17 208V210H15L13 207H15V206H13V204H14V202H12L11 200H13V201H16V202H21V201H25V199H27V198H25L26 196L28 197V196H30V194L29 195H27V191H29ZM118 190V189H117ZM121 190V189H120ZM223 190V189H222ZM225 190V189H224ZM228 191L230 190V189H227ZM227 190H225V191H227ZM125 191V190H124ZM160 191V190H159ZM158 190H157V193L159 192ZM180 191V190H179ZM185 191V190H184ZM183 191V192H184ZM210 191V190H209ZM211 191H213V190H211ZM224 191V194H226L227 195V198H225V199H227V201H228V198L229 197H231V195L229 194V197H228V193H226ZM234 190H233V192H234V194L236 193H239V191L238 192H235ZM69 192V191H68ZM88 192V191H87ZM117 192V191H116ZM206 192H207V190H206ZM28 193H30V192H28ZM32 193V192H31ZM140 193V192H139ZM143 193V192H142ZM170 193V192H169ZM179 193V192H178ZM180 193H182L181 191H180ZM199 193V192H198ZM252 193H253V190H251L250 188L249 189H247L246 190V192H245V197H246V195H247V199H248V197H250L251 195H252ZM36 194V195H37ZM42 194V195H41ZM123 194V193H122ZM155 194H156V192H155ZM173 194H175V193H173ZM208 194V193H207ZM224 194H223V196H224ZM12 195H14L13 196V199H11V197H12ZM45 195V196H44ZM167 195V194H166ZM172 195V194H171ZM186 195V194H185ZM197 195V194H196ZM204 195V194H203ZM216 195V194H215ZM38 196V195H37ZM37 196L32 200L31 199V202L33 201H35V202H39V201H37L36 199H37ZM75 196V195H74ZM133 196H136L137 198L136 199H134L135 197H133ZM151 196V195H150ZM156 196H158V195H156ZM207 196V195H206ZM222 196V197H223ZM31 198H32V195L30 196ZM43 197H41V198H43ZM90 197V196H89ZM140 197H142L143 198V200L144 201H142L141 202V200L142 199H140ZM145 197V196H144ZM196 197H198V196H196ZM199 197H200V195H199ZM202 197V196H201ZM211 198L212 197H215V196H210ZM219 197V196H218ZM224 197H226V196H224ZM39 198V197H38ZM43 198V199H44ZM91 198V197H90ZM93 198V197H92ZM123 198V197H122ZM151 198V197H150ZM153 198V197H152ZM172 198V197H171ZM209 198V197H208ZM207 198V199H208ZM100 199V198H99ZM146 199V198H145ZM156 200H158L159 198H155ZM204 199V198H203ZM215 199V200H214ZM214 199H211V201H212V204H214V206H216V204H215V202H217V200H216V198H214ZM218 199V198H217ZM231 199H232V197H231ZM231 199H229V200H231ZM240 199V198H239ZM246 199V198H245ZM28 200V199H27ZM26 200V201H27ZM30 200V199H29ZM48 200L46 201V204L48 203ZM94 201H95V199H93ZM92 200V201H93ZM96 200H97V198H96ZM101 200V199H100ZM162 200H163V198H162ZM180 200V199H179ZM236 200V199H235ZM125 201V200H124ZM159 202H161L160 200H158ZM157 201V202H158ZM174 201V200H173ZM205 201V200H204ZM227 201L225 202V203H227ZM232 201H233V203L234 204H236V201L234 202V200L232 199ZM10 202H11V204H10ZM15 202V203H16ZM40 202H42V201H40ZM43 202H44V200H43ZM56 202V201H55ZM100 202V203H99ZM156 201H155V203H151V204H153V205H155L156 203H157ZM180 202H181V200H180ZM196 202H198V201H196ZM218 202H220L219 201V199H218ZM221 202H223L224 203V201H221ZM220 202V203H221ZM51 203H52V201H51ZM86 203L87 202H85V204L83 203V205H86ZM167 203V202H166ZM171 203V202H170ZM219 203V204H220ZM18 204V203H17ZM48 204H50V203H48ZM56 204H60V203H56ZM64 204V203H63ZM63 204H61V206L63 205ZM116 205L118 204V203H115ZM125 204H126V202H125ZM150 204V208H149V210L146 212L147 214H146V219H145V224H147V226L150 228V227H152L153 226V228L152 229H149L148 230V232H149V234H148V238L149 239H151V241L154 239V240H157L158 238L160 239H165L166 240V242H165V244L167 245V246H169V247H173V245L172 246H170L172 243L174 244V241L177 243L178 241H179V239H177V240H175L177 237H179L180 236V238L182 239V244L184 245V247L183 248H190L192 245V243H190L191 241V239H189V240H186L185 238H186V235H187V231H189V230H187V228H189V224L187 225H185L184 226V224H183V226H178L179 227V229H178V232H176L177 230L175 229L174 230V232H176V234L172 231L173 230V228H172V233L170 232L169 233V229L171 228V225H169L170 226V228L168 229V225L166 224V222L168 221V220H166V221H164L165 219H167V218H165V219H163L164 217H162V215H164V214H167V216H168V213L169 212H167V211H165V212H163V210H161L162 208V205H161V207H158V206H152ZM160 204V203H159ZM13 207H12V206ZM18 205H21V204H18ZM17 205V206H18ZM23 205V204H22ZM37 205V207H39L38 205H41V204H36ZM100 205H102V204H100ZM119 205V204H118ZM135 205V204H134ZM137 205H135V207L137 206ZM146 205V204H145ZM144 205V206H145ZM189 205V204H188ZM228 205H229V203H228ZM231 205V204H230ZM41 206H43V205H41ZM50 206V205H49ZM60 206V207H61ZM63 206H65V205H63ZM77 206V205H76ZM97 206V208H95ZM20 207H22V206H20ZM34 207V206H33ZM45 207H48V206H45ZM55 207V206H54ZM57 207V206H56ZM83 207V206H82ZM81 207V209H84V208H82ZM100 207V206H99ZM146 207V210L148 209ZM160 209H158V208ZM168 207V206H167ZM188 207V206H187ZM16 208V207H15ZM36 208V207H35ZM122 208V207H121ZM155 208H157V210H158V213L156 212L157 210L155 209ZM214 208V207H213ZM231 208V207H230ZM229 208V209H230ZM19 209V210H18ZM26 209V208H25ZM39 209V208H38ZM51 209V208H50ZM48 210V212H46V213H49L51 210ZM233 209V208H232ZM21 210V211H20ZM118 210H120V208H118ZM145 209H143V211H144ZM190 210V209H189ZM40 211H41V209H40ZM187 211H188V209H187ZM232 211V210H231ZM61 212V211H60ZM118 212H120V211H118ZM123 212V211H122ZM137 212V211H136ZM141 212H142V210L140 211L139 210V213L141 214ZM158 214V219H156V218H154L153 216L156 214V213ZM167 212V213H166ZM124 213V212H123ZM127 213V212H126ZM125 213V214H126ZM138 213V214H139ZM42 214V213H41ZM170 214V213H169ZM50 215H51V212H50ZM133 215V214H132ZM160 215V216H159ZM238 215H240V213L238 214ZM238 215H236L237 217H238ZM243 215H245V214H243ZM247 215V214H246ZM245 215V216H246ZM52 216V215H51ZM135 216V215H134ZM133 216V217H134ZM139 216V215H138ZM166 216V215H165ZM166 216V217H167ZM170 216H171V214H170ZM235 216V217H236ZM245 216L244 217H242V214H241V216H240V218L238 217L237 219H239V221L240 222H242V223H244L245 221H246V218H245ZM54 217V216H53ZM246 217H250L249 218V220H248V218H247V222H249V224H250V222L252 221V219H251V216H246ZM136 218H138V217H136ZM234 218V217H233ZM256 219H257V217H255ZM51 219H50V221H51ZM156 219V220H155ZM236 219V220H237ZM262 219V218H261ZM264 219V218H263ZM141 220V219H140ZM259 220V219H258ZM58 221V220H57ZM234 221H235V219H234ZM239 221H235V222H239ZM254 221V220H253ZM252 221V222H253ZM256 221V220H255ZM254 221V222H255ZM217 222V221H216ZM239 222V223H240ZM246 222V223H247ZM254 222H253V224H254ZM51 224V226H58L59 228H60V226H62L63 228H64V230L65 229H67V230H65V231H68V232H64V230L63 229H55V227L53 228V230L55 229V231H49V229H48V231H46L47 230V228L50 226V224ZM70 223H71V226H70ZM114 223H120V224H122V225H124V227L126 228V227H128V228H132L134 231H135V236L134 235H132V236H134L135 238L133 239V241L135 240V244H137L138 246H136L135 244H130V241L131 240H127L128 238H127V236H126V234H127V232H129V231H127L126 229V231L127 232H123L124 234H122V231H125L124 229H122L120 232H118L120 229L118 228H114V226H118V225H113ZM191 223V222H190ZM215 223V222H214ZM218 223V222H217ZM62 224V225H61ZM169 224V223H168ZM248 224V223H247ZM247 224H244L245 226L247 225ZM258 224V223H257ZM261 224H263V223H261ZM261 224H259V225H261ZM123 227V228H124ZM146 227V226H145ZM177 226H176V228H178ZM237 227H239V225H237ZM241 227V226H240ZM239 227V230L241 229ZM242 227H244L243 226V224H242ZM249 227H250V225H249ZM252 227V226H251ZM262 227V226H261ZM264 227V226H263ZM50 229H52V227H49ZM147 228V227H146ZM254 228H255V226H254ZM148 229V228H147ZM192 229V228H191ZM244 230H245V228H243ZM0 230V231H1ZM133 230H131L132 232H133ZM153 230V231H152ZM260 230H262V229H260ZM130 231V232H131ZM191 231V230H190ZM189 231V232H190ZM247 231H249L248 229H247ZM263 232H264V229L262 230ZM262 232V234L264 235V233ZM175 234V236H176V238L174 239L173 237L171 238H168L169 237V235L170 234H172L173 236H174V234ZM238 233V232H237ZM251 233H252V231H251ZM250 233V234H251ZM256 233H257V231H256ZM14 234V233H13ZM244 234V233H243ZM248 234V233H247ZM249 234V236H248V238L249 239H251L252 237L254 238V234L252 235H250ZM126 236V238H125V236ZM167 235H168V237H167ZM172 235H170V236H172ZM190 235V234H189ZM213 235V234H212ZM238 235V234H237ZM245 235V234H244ZM247 236H246V239H247ZM252 236V237H251ZM262 236V235H261ZM260 236V237H261ZM17 237V236H16ZM242 237H244V236H242ZM241 237V238H242ZM251 237V238H250ZM17 238H19V237H17ZM34 238V239H33ZM133 238V237H132ZM252 238V239H253ZM258 238V237H257ZM257 238H256V240H257ZM264 238V236H262V238H260L261 239V242H260V239H259V242L260 243H262V245H263V248H264V242H262V241H264V240H262ZM159 239L157 240V242L159 241ZM160 239V240H161ZM163 239V240H164ZM180 239V240H181ZM248 239V240H249ZM25 240V239H24ZM71 240V242H72V240H74L73 242L74 243H77V242H79L80 244H79V250H78V253H76L74 250H73V248H72V246H70V244H69V241ZM147 240V239H146ZM163 240H161V241H163ZM195 240V239H194ZM193 240V241H194ZM254 240H255V238H254ZM253 240V242L251 241V240H249V244H250V241H251V244L252 243H254L255 241ZM190 241V242H189ZM241 241H242V239H241ZM73 242H72V244H73ZM92 243V242H96L95 243V245H94V247H91L90 245H88L89 243ZM129 242V243H128ZM153 242H155V243H157L156 241H153ZM160 242V241H159ZM158 242V243H159ZM256 242H258V240L256 241ZM127 243L129 244V245H132V246H136V247H134V249H132V248H130L129 247V249L130 250H133V251H130L127 247L129 246V245H127ZM132 243V242H131ZM181 243V242H180ZM196 243H197V241H196ZM152 244V243H151ZM178 244V243H177ZM196 247H197V244H195V241H194V243H193ZM247 244V243H246ZM156 245V244H155ZM175 245V244H174ZM194 245H193V247H192V249L190 248V250H193V248H195L194 247ZM248 245V244H247ZM259 245V244H258ZM212 246V245H211ZM254 246V245H253ZM137 247H138V249H137ZM166 247V246H165ZM168 247V248H169ZM209 247V246H208ZM248 247V246H247ZM136 248V249H135ZM188 249H187V251L186 250H183V251H181V253H180V256L181 257H183L184 256V258H185V256H187V257H189V260H190V263L189 264H242V261H243V256H241V255H228V254H226L225 252H222V253H219V254H217V255H215V256H213V258L211 259V260H203V261H200V258L199 257H194V254H192L193 252H191L190 250V252H188ZM170 250V249H169ZM254 250V249H253ZM263 251V250H262ZM231 252H232V250H231ZM254 252V251H253ZM170 253V252H169ZM255 253V252H254ZM259 253V252H258ZM166 254H167V252H166ZM178 254H179V252H178ZM199 254V253H198ZM260 254V253H259ZM258 254V255H259ZM30 256V255H29ZM179 256V257H180ZM205 256V255H204ZM175 257V256H174ZM197 258H199L198 260H197ZM204 258V257H203ZM256 259V258H255ZM21 260V259H20ZM23 260V259H22ZM26 260V259H25ZM202 260V259H201ZM257 260V259H256ZM262 260V259H261ZM24 261V260H23ZM198 261V262H197ZM255 261V260H254ZM264 261V260H263ZM261 261L258 259V263H260ZM25 263V262H24ZM20 264H21V262H20ZM260 264H264V263H260Z\"/></svg>",
	"mask_w": 264,
	"mask_h": 264
}]
</instances>
